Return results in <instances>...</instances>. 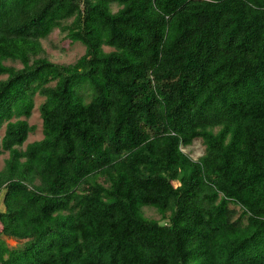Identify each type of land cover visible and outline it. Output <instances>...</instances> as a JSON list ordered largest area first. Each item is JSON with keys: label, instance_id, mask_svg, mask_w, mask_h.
Segmentation results:
<instances>
[{"label": "trees", "instance_id": "16d2710c", "mask_svg": "<svg viewBox=\"0 0 264 264\" xmlns=\"http://www.w3.org/2000/svg\"><path fill=\"white\" fill-rule=\"evenodd\" d=\"M4 154L0 264H264V0H0Z\"/></svg>", "mask_w": 264, "mask_h": 264}, {"label": "rangeland", "instance_id": "374dc122", "mask_svg": "<svg viewBox=\"0 0 264 264\" xmlns=\"http://www.w3.org/2000/svg\"><path fill=\"white\" fill-rule=\"evenodd\" d=\"M43 47L45 49L47 57L56 63L68 64L74 62L81 54L84 52V46L79 42L70 43L68 39L63 38V33L59 30H54L47 39L43 40ZM41 98H36V103H39ZM29 124H34L36 130L34 133L30 134L27 141H34L42 138V125L41 119L36 109H34L32 116L28 119ZM185 151L193 157L197 158L203 153V145L200 141H194L193 144L185 148ZM0 157V166L3 163V157ZM0 209L1 205V195H0ZM147 215L156 216L153 211L147 210ZM1 227V226H0ZM9 246H15V241L8 239L4 236Z\"/></svg>", "mask_w": 264, "mask_h": 264}]
</instances>
